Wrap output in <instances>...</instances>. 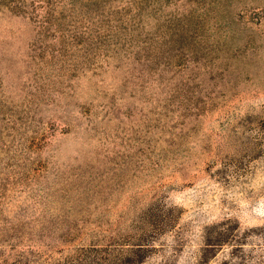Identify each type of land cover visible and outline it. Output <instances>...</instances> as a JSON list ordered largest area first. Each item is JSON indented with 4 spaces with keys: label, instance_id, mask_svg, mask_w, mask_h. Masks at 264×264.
Listing matches in <instances>:
<instances>
[{
    "label": "rangeland",
    "instance_id": "1",
    "mask_svg": "<svg viewBox=\"0 0 264 264\" xmlns=\"http://www.w3.org/2000/svg\"><path fill=\"white\" fill-rule=\"evenodd\" d=\"M0 264H264V0H0Z\"/></svg>",
    "mask_w": 264,
    "mask_h": 264
}]
</instances>
